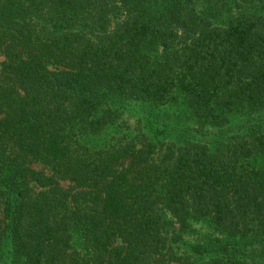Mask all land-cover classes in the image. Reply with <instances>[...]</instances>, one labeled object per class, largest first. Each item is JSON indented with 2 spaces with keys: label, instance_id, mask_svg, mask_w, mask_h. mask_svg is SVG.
<instances>
[{
  "label": "trees",
  "instance_id": "trees-1",
  "mask_svg": "<svg viewBox=\"0 0 264 264\" xmlns=\"http://www.w3.org/2000/svg\"><path fill=\"white\" fill-rule=\"evenodd\" d=\"M0 55V264H264V0H0ZM178 93L177 142L86 144Z\"/></svg>",
  "mask_w": 264,
  "mask_h": 264
},
{
  "label": "rangeland",
  "instance_id": "rangeland-1",
  "mask_svg": "<svg viewBox=\"0 0 264 264\" xmlns=\"http://www.w3.org/2000/svg\"><path fill=\"white\" fill-rule=\"evenodd\" d=\"M0 59H2L1 55ZM239 115L231 116L226 126L231 128L241 127L244 121ZM196 125L197 121L188 109L185 98L178 93L166 104L159 105L150 111L149 107L144 110L142 105L124 110L119 117L104 125L101 129L89 131L84 136V140L90 148L94 149L117 145L131 138L135 140L155 139L161 141L162 144H168L177 142L180 137L179 133L185 130L195 131ZM202 130L205 132V138H214L215 126L205 124ZM254 163L260 166L264 165V157L261 155L256 156ZM33 166L36 169L43 167L40 164H33ZM60 184L63 186L68 185L67 181H61ZM166 215L174 220L171 212L166 211ZM189 226L191 231L184 233L181 236L182 239L177 241L180 250L189 251L191 245L215 242L225 237L224 233L216 229L208 219H191ZM74 242L76 247L81 249L82 244L79 243V240L74 239ZM263 249L260 246V250Z\"/></svg>",
  "mask_w": 264,
  "mask_h": 264
}]
</instances>
